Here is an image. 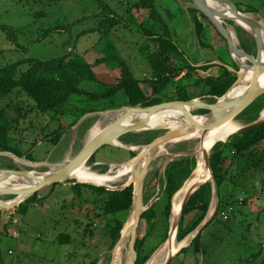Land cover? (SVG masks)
Returning a JSON list of instances; mask_svg holds the SVG:
<instances>
[{"label":"rangeland","instance_id":"obj_1","mask_svg":"<svg viewBox=\"0 0 264 264\" xmlns=\"http://www.w3.org/2000/svg\"><path fill=\"white\" fill-rule=\"evenodd\" d=\"M123 1L124 3H137L139 0ZM180 1L183 6L177 0H156V4L164 12L162 13L169 25L171 36L179 44L181 51L193 62H198L200 65L207 63L221 64L229 66L232 72H237L228 47L212 51L200 45L192 15L189 11L195 9L194 3L192 0ZM230 1L239 4L244 9L252 7L258 13L248 15L256 21L264 22V0ZM107 3L112 6L110 1ZM43 12L48 15L43 17ZM100 12L99 3L96 0H60L56 3L49 0H0V28L6 29L0 30V69L23 60H50L66 54L81 55L89 63L94 64L97 60L104 59L105 50L112 43L113 47L111 49L118 51L124 59L128 60L135 77L144 84L152 75L148 55L151 56L153 50H148V53L144 52L143 48L147 41L143 37L131 35L127 31H124V34L119 32L113 35L109 39L111 43L101 38L98 32H93L99 23V20L94 17ZM241 13L244 14V12ZM225 23L234 31L237 46H242L241 39H244L252 50L253 56L257 57L255 37L244 28L237 26L234 21L227 20ZM63 28H66V30L63 31ZM7 30L16 32L17 37L12 38ZM49 31L51 33L47 35ZM94 71L102 79L112 77L114 74V71L107 64L96 66ZM82 87H86L90 92L96 90V86L89 83L83 84ZM172 90L175 92L172 88L168 91V94L171 95ZM190 93L193 97L198 96V99H195L198 105H185L179 108V111L191 116H201L193 115V113L205 104V101L200 98L203 92L201 89H191ZM124 97L122 94L119 95L118 105L120 108L105 112L133 108L127 105V102L123 99ZM85 103L86 97L74 96L71 101L72 109L86 107ZM32 105L33 103L26 97L15 99L14 107L9 111L10 115H18V107H24L26 110L30 109ZM134 108L142 107L137 106ZM53 116H39L34 113L27 117L26 123L23 122V126L27 130L28 141L22 145V149L24 152H28L35 146L33 143L37 144L33 153L37 161L32 163H61L73 159L84 148L87 133L102 118V115L90 116L78 125L82 117L75 127H71L77 121L76 116L62 119L61 116H58L56 120L53 119ZM260 117L261 113L258 115V119L256 117H238V119L247 126L257 122ZM61 127L66 128V134L59 145L54 146L47 141V136ZM166 132H168V128L133 131L123 136L116 143L131 147L132 152L138 156L149 144ZM197 144L195 141L171 142L163 146V151L159 150L157 152L149 167L142 190L147 208H150L162 197L161 193L164 186L163 182L160 181L164 177L168 165L181 158L188 157V154L195 153ZM113 147L121 148L119 146ZM129 159L130 156L126 153L102 149L97 155V161L99 162H90V160L87 165L93 171L105 175L110 172V164H116L111 162L125 161L117 163V165H123L128 163ZM10 165L15 166L16 169H9L8 166ZM3 170L27 171L40 178L49 172L47 167L35 169L25 166L11 157L0 156V171ZM123 181L126 183L128 180L124 178ZM1 183L2 180H0ZM125 183H119L117 187H121ZM156 183V191H149L148 186ZM74 185L75 183L68 181L59 184L53 193L50 190H44V199L29 203L26 215L16 214V210H12L13 215L10 213L6 216L0 213L1 221L8 220L6 224H8L10 232L7 237L2 239L0 244V264H90L96 258L100 260L99 264L119 263L116 257L117 246L112 249V241L109 235L110 226L115 218L104 217L98 206L78 199L72 190ZM147 190L152 195L148 201L145 200ZM89 195L90 192L84 190V196L87 199ZM14 198L15 196H0L1 201H10ZM238 198L241 213L237 214L235 221L232 223V229H225L221 232L216 229V226H213L204 233V242L207 248L205 254L198 257L192 254L182 255L177 261L175 259L173 263L264 264V195L256 196L250 202H246L244 197L239 196ZM244 202L246 203L244 204ZM217 204L218 200L214 196L210 215ZM0 212L4 213L1 210ZM11 215L15 217L12 223L9 222ZM130 216L132 217V210L129 214H119L117 218L119 220L127 219L126 224H128ZM197 218L198 216L195 214L189 215L186 225L191 226ZM207 219H210V217ZM1 221L0 224L3 225ZM224 221L227 222V220ZM90 224L93 227H88ZM170 231L168 236L165 235V237L162 230L156 233L148 252H153L154 256L168 241ZM200 231L199 228L190 235L192 238L188 246L191 245ZM61 234L69 235L71 243L60 244L58 238ZM177 235L176 241H178ZM257 254L259 256L254 261V256ZM130 256L129 241L121 264H130ZM118 260L120 261V259Z\"/></svg>","mask_w":264,"mask_h":264},{"label":"trees","instance_id":"obj_2","mask_svg":"<svg viewBox=\"0 0 264 264\" xmlns=\"http://www.w3.org/2000/svg\"><path fill=\"white\" fill-rule=\"evenodd\" d=\"M49 1L56 3L60 0ZM96 1L99 3L101 12L94 17L99 20V23L93 32H98L101 38L108 43H111L109 39L113 35L119 32L124 34V31L143 37L147 41L143 51L148 53V50H153L152 55H148L151 63V78L142 84L135 77L128 60L124 59L118 51L111 49L112 43L105 50L104 59H99L94 64L89 63L81 55L66 54L50 60H23L2 68L0 69V152H11L30 162L37 161L33 154L37 144L33 143L35 146L28 152L22 149V145L28 141L27 130L23 122L34 113L39 116L54 115V120L58 116H61V119L76 116L77 121L71 126L75 127L79 120L87 114L120 108L118 105L120 94L125 96L123 99L129 107L147 108L165 103L195 101L198 96L193 97L190 90L201 89L203 94L200 98L205 101V104L215 105L236 83L238 76L236 72L231 71L229 66L215 63L200 65L181 51L179 44L171 36L169 25L163 16L164 12L158 8L156 0H139L137 3L109 0L112 6L107 3L108 0ZM235 5L244 14L258 13L252 7L244 9L239 4ZM189 11L195 25L197 39L202 47L212 51L227 47L226 40L202 12L196 9ZM47 15L43 12V17ZM0 30L6 29L0 28ZM7 31L12 38L17 37V33L13 30ZM50 33L51 31L47 32V35ZM241 44L252 55V50L244 39H241ZM103 64H107L114 71L112 77L102 79L94 71L96 66ZM87 83L95 85L96 90L90 92L86 87L83 88V84ZM172 88L175 92L172 90L170 95L168 91ZM74 96L86 97V107L73 110L71 101ZM25 97L33 105L26 110L24 107H18V111L16 110L18 115L11 116L9 111L14 107V100ZM262 110H264V95L239 117L258 119ZM209 112L208 109H199L193 115H205ZM65 134L66 128L61 127L48 135L47 141L58 146ZM103 149L126 153L130 156L129 160L137 157L136 153L123 148L107 146ZM98 153L92 157L90 162H99L97 161ZM123 162L125 161L111 163ZM210 162L218 196L217 212L201 229L191 245L178 254L175 261L182 255L192 254L198 257L205 254L207 248L204 233L213 226L221 232L225 229H232L231 226L237 214L241 213V208L238 206L240 205L238 204L239 196L244 197L246 202H250L254 197L264 195V126L254 131L234 134L226 143H217L212 149ZM196 167L197 158L193 156L181 158L168 165L160 181L164 186L161 199L155 202L141 218L135 245V264H147L152 258L153 252H148V248L150 244H153L151 241L156 233L162 230L164 237L168 236L173 198L191 177ZM8 168L16 169L13 165ZM69 182L76 183L75 181ZM189 183L187 182L185 187ZM58 185L44 190H50L53 193ZM156 189L157 183L148 186L149 191H156ZM44 190L23 203L16 209V214L26 215L29 203L44 199ZM72 190L78 199L98 206L104 217L115 218L109 230L112 249H114L121 239V233L127 222V219L119 220L117 216L131 212L134 203L133 187L110 191L93 185L75 184ZM84 190L90 192L88 199L84 196ZM148 190L145 195L147 201L152 196ZM214 196L213 185L208 183L191 197L183 211L179 226L177 235L179 243L204 224L209 216ZM232 206H236L237 210L230 214L229 221L226 222L223 215L227 214ZM0 213L7 216V214H12V211ZM192 214L197 215L198 218L188 227L186 220ZM12 215L9 217L11 223L15 220ZM7 221L2 220L3 225L0 224V244L2 239L10 233ZM88 227H93V225L90 224ZM58 242L64 245L70 244L71 237L61 234ZM258 256L259 254L254 256V261ZM99 262L100 260L96 258L90 264H99Z\"/></svg>","mask_w":264,"mask_h":264},{"label":"water","instance_id":"obj_3","mask_svg":"<svg viewBox=\"0 0 264 264\" xmlns=\"http://www.w3.org/2000/svg\"><path fill=\"white\" fill-rule=\"evenodd\" d=\"M177 1L183 6L180 0H177ZM192 2L194 3L195 9L202 12L211 21L213 26L222 35V37L226 40L228 51L230 52L233 62L235 63L237 67L236 74L238 76V79L236 83L234 84V86L227 92V94L224 97H222L215 105H206V104L202 105L200 109H208L210 111L208 114L201 115V116H191L189 114H185V115L183 114L184 118L187 120L186 125H183L180 128H176V129H168V132H166L163 136L155 139L151 144H149L143 150V152L140 155H138L137 157H135L134 159L126 163L128 167H130L132 163L133 168L131 169V175L128 181L121 187L97 186V185H93L90 183L80 182L78 179L73 178L72 175L81 165H83L84 163H87V161L89 162L97 152H99L100 150H102L103 148L107 146H119L125 150L133 151L131 147L118 145L116 142L119 141L126 134H129L133 131L156 130L152 127H149V125H150V119L157 113L162 112V111H179V108H182L185 105H198V102L192 101L188 103H165V104L151 106L147 108H131V109H121V110L111 111L109 113L120 114L121 118L117 120L115 124H113L112 126H109V128L104 132V134L99 136L97 139L92 141L90 144L85 145L82 151L77 156H75L71 160L63 161L61 163H50V162L32 163L28 161L26 158H21L11 152H0V156L11 157L14 160L21 162L25 166L35 168V169H38L40 167H47L49 169V172L44 176V178L35 177L27 171L25 172L10 171V170L0 171V180H3L11 176H16L18 178H24L28 181H32L33 183H35V185L33 186L31 190L23 191V193H22V190H19V189L0 187V196L1 195L2 196L3 195L4 196L6 195L15 196V202L11 205H8V202L6 201L0 200V210L1 211L7 212V211L16 210L23 203H25L27 200L35 196L40 191L46 188H49L51 186L61 184L64 182H68V181H72V180H75L76 182L75 184L93 185V186L105 188L110 191H120V190H125L130 187H133L134 203H133L132 213L135 212V217H134V220H132L130 226H127V224L125 225L121 233V239L117 246H119L125 240H129L130 241V254H131L130 264H135V261H136L135 245H136V240H137L138 228H139L143 214L149 209L145 206L144 198L142 195V190L144 187L145 180L147 178L149 167L156 155V151L160 147L168 143H171L175 141L176 139H179L180 137L188 134L194 128H199L201 129V131L207 134L220 126L227 124L228 122L238 118L257 99H259L260 97L264 95V90H262L259 86L260 79L264 75V60L262 59V52L264 50V39L261 33L260 22L256 21L255 19L252 20L251 18L247 17L248 14L241 13L239 9L237 8V6L230 0H192ZM209 2L211 3L216 2L218 5H220V8L216 10L210 8ZM221 5H225V6L228 5V6L227 8H224V7H221ZM229 12L233 13L234 15L233 18L229 16ZM236 19L248 25L250 29L253 31L252 35L255 37L256 45H257V52H258L257 57H254L253 55L249 54L242 46L240 47L237 46V43L235 42V38L233 37L232 30L225 23V21L227 20L234 21ZM236 57H238L241 61H243V64L238 62ZM243 71L252 72L251 84L248 88V91L236 104L230 107L222 106L221 101L227 97V95L237 86L238 83L242 81ZM262 113H264V110L261 112V115ZM106 114L107 112L90 113L84 116L80 120L78 125L82 124V122H84L90 116H96V115L104 116ZM137 114L145 115V117L142 119L136 120L132 124H126L124 122L125 119L130 118ZM199 117L203 118L204 121L201 122L196 119ZM263 126H264V120L260 118L257 122L241 128L235 134L254 131V130L262 128ZM157 129H161V128H157ZM90 131L87 133V136L90 133ZM229 138L223 142L224 143L228 142ZM202 143L204 145L205 140H203ZM197 155H198L197 151L195 153L188 154V156H193L196 158H197ZM210 159H211V152L206 154L205 158L203 159V162L200 163L197 160L196 169L194 170L191 177L185 182L186 184L189 181L190 182H193L195 180L200 181V170L202 169V166L209 169L211 173L210 179L207 178L205 180H201L199 184L197 185L195 184L193 186L192 191L187 196L183 204V207H182L181 217L177 220V222L174 225L173 224L171 225V231L176 232V235L178 234L179 226H180L181 219L183 216V211L187 203L189 202L191 197L200 188H202L204 185L208 183H211L213 185L215 198L216 200H218V196L216 194V183L214 180ZM88 168L93 170L91 167H88ZM185 184L183 185V187L185 186ZM183 187L181 188V190L183 189ZM178 193L174 196L173 202L176 196L178 195ZM217 209H218V204L215 207L213 213L211 215L209 214L208 217H210V219H206L204 224L200 227V230L204 226H206L207 223L214 217V215L217 212ZM174 215H175V210L174 208H172L170 224L172 223V217ZM183 249L184 248H181L178 252L174 253L167 260L165 264H173L174 260L176 259L178 254Z\"/></svg>","mask_w":264,"mask_h":264},{"label":"bare ground","instance_id":"obj_4","mask_svg":"<svg viewBox=\"0 0 264 264\" xmlns=\"http://www.w3.org/2000/svg\"><path fill=\"white\" fill-rule=\"evenodd\" d=\"M228 6V5H227ZM225 5H221V7L227 8ZM209 7L216 10L220 8V5H218L216 2H209ZM229 16L232 18L234 17L232 12H229ZM247 17L251 18L254 20L253 17L250 15H247ZM262 21V20H261ZM235 24L237 26H240L244 28L247 32L253 34V31L250 29L248 25L243 23L240 20H234ZM260 22V21H259ZM261 24V33L262 37L264 39V22H260ZM232 30V29H231ZM233 37L235 38V33L232 30ZM235 42L236 38H235ZM253 55V54H252ZM236 56V55H235ZM237 58V57H236ZM262 59L264 60V50L262 52ZM238 60V58H237ZM241 64H243V61L240 59L238 60ZM242 81L237 84V86L227 95L226 98H224L221 101L222 106H232L236 104L248 91V88L251 84V78H252V72L248 71L242 72ZM259 86L262 90H264V75L261 77ZM185 115V114H184ZM145 115H134L130 118L125 119L126 124H132L138 119L144 118ZM121 118L120 114L117 113H107L106 115L102 116V120L100 123L95 125V127L90 131L88 134L84 144L88 145L95 139H97L99 136L104 134V132L109 128V125L114 124L117 120ZM261 119L264 120V113H262ZM174 119V120H173ZM199 121H204L203 118L199 117L196 118ZM220 120V119H219ZM240 119L236 118L227 124H224L215 130L205 134L201 129L199 128H194L192 131H190L188 134L180 137L179 139H176L173 141V143H181V142H187V141H195L197 142V148L196 151L198 152L197 155V160L201 163L203 162V159L205 158L206 154L211 152L213 147L219 143L226 141L230 136L235 134L237 131H239L241 128L245 127V124L242 123ZM187 124V120L184 118L183 113L180 111H162L154 115L150 119V125L149 127H152L157 130V128L161 129H176L180 128L183 125ZM205 140V144L203 145L202 141ZM84 146V145H83ZM138 150V149H137ZM159 150H164V147H160L157 151L156 154ZM21 163V162H20ZM86 164V165H85ZM88 161L87 163H84L81 165L75 173L72 175L73 178L78 179L80 182H85V183H90L93 185L97 186H111V187H117L119 183H122L126 180L131 175V169L133 168V165L131 163L130 167H128L127 164L123 165H117V164H112L110 165V172L106 175H101L97 171H93L88 168ZM41 178H44L41 177ZM207 178H211V173L209 169L205 168L202 166V169L200 170V181L205 180ZM200 181L195 180L193 182H190L186 187L184 186L183 189L178 193L176 196L174 202H173V208L175 210V215L172 217V223L170 224V229L171 225L175 224L177 220L181 217L182 213V207L183 204L187 198V196L190 194V192L193 189V186L196 184H199ZM35 183L32 181H28L24 178H18L16 176H11L7 177L2 180V183L0 184V187L2 188H12V189H19L23 191H28L33 188ZM8 202V205H11L15 202V198ZM214 211V209H213ZM213 213V212H212ZM131 217V216H130ZM135 217V212L132 213V217L130 218V221L128 222L127 226H130L132 220H134ZM192 236H189L187 239H185L183 242L179 243L176 241V232L171 231L170 232V237L166 244L162 246V248L152 257V259L147 263V264H165L167 260L176 252H178L181 248L184 246H188L190 241H191ZM128 239V238H127ZM129 244V240H125L123 243H121L119 246H117V252H116V257L120 259V261L117 259L118 264H121V261L123 259L124 252ZM119 254V256H118ZM115 257V259H116Z\"/></svg>","mask_w":264,"mask_h":264},{"label":"built area","instance_id":"obj_5","mask_svg":"<svg viewBox=\"0 0 264 264\" xmlns=\"http://www.w3.org/2000/svg\"><path fill=\"white\" fill-rule=\"evenodd\" d=\"M234 210H236V208L234 206L230 207L229 212L227 214L223 215V219L224 220H229V216H230L231 213L234 212Z\"/></svg>","mask_w":264,"mask_h":264}]
</instances>
